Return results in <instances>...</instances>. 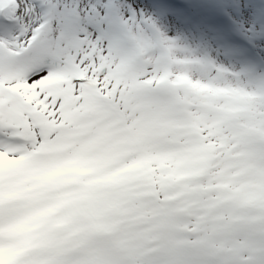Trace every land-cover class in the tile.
<instances>
[{
    "label": "snow or ice",
    "instance_id": "snow-or-ice-1",
    "mask_svg": "<svg viewBox=\"0 0 264 264\" xmlns=\"http://www.w3.org/2000/svg\"><path fill=\"white\" fill-rule=\"evenodd\" d=\"M0 264H264V0H0Z\"/></svg>",
    "mask_w": 264,
    "mask_h": 264
}]
</instances>
